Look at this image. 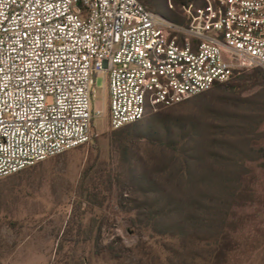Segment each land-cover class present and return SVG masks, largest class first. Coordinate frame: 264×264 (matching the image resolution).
<instances>
[{"label":"rangeland","instance_id":"374dc122","mask_svg":"<svg viewBox=\"0 0 264 264\" xmlns=\"http://www.w3.org/2000/svg\"><path fill=\"white\" fill-rule=\"evenodd\" d=\"M141 1L184 22L177 6L184 0L172 11L169 0ZM255 71L215 87L212 97L161 107L122 135L111 129L97 88L95 103L105 112L92 142L0 180V264H169L172 241L153 238L147 227L154 196L167 187L177 197L194 195L180 189L188 186L187 164L204 175L213 153L229 160L226 256L213 245L205 253L177 247L172 264L203 254L210 264H264V79L253 84ZM203 175L193 184L211 180Z\"/></svg>","mask_w":264,"mask_h":264},{"label":"built area","instance_id":"2783aa9c","mask_svg":"<svg viewBox=\"0 0 264 264\" xmlns=\"http://www.w3.org/2000/svg\"><path fill=\"white\" fill-rule=\"evenodd\" d=\"M202 1L0 0V180L92 142L97 88L115 131L264 70V0Z\"/></svg>","mask_w":264,"mask_h":264},{"label":"trees","instance_id":"16d2710c","mask_svg":"<svg viewBox=\"0 0 264 264\" xmlns=\"http://www.w3.org/2000/svg\"><path fill=\"white\" fill-rule=\"evenodd\" d=\"M191 2L199 3V5L204 4L202 0H184L177 2V6L182 7ZM146 6L148 7V5ZM167 6L169 8V5ZM169 10L172 11L170 8ZM262 77L264 79V70L256 69L255 76L251 80L253 84H258ZM216 93L217 91H210V93L199 95L198 99H206L216 95ZM157 116L161 118L163 115ZM126 131V128L115 130V135H122ZM211 156L213 163L209 164V168L205 171L202 167L204 175H211V180H203L200 184H198L199 181L193 184V179L203 174L192 163L187 164L185 178L188 180V186L186 188L180 187V189L187 191L188 194L194 193V195L177 197L178 194H176L175 189L171 190L168 187L164 190L166 193L161 194L158 192L162 190L161 186L155 182L150 183L154 192L157 191L158 193L153 199L154 209L146 217L147 227L152 228L153 238L163 237L172 241L174 247L168 250V253L172 255L168 258L169 264H172V261L177 258V247H184L187 250L202 249V252L205 253L210 245H213L214 251H216L218 248L220 250L221 245L223 248L224 243L230 240L227 235L221 237L225 228L229 227L227 220L232 205L228 199L230 185L226 178L229 169L226 160L228 162L229 160L218 153H213ZM233 197L235 198V195ZM191 247L192 249H190ZM219 256H226L225 249L220 250L217 257ZM211 259L209 254H203V256L193 258L192 264H210Z\"/></svg>","mask_w":264,"mask_h":264}]
</instances>
